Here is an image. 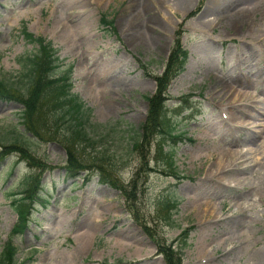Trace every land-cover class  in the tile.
Masks as SVG:
<instances>
[{
    "label": "rangeland",
    "instance_id": "rangeland-1",
    "mask_svg": "<svg viewBox=\"0 0 264 264\" xmlns=\"http://www.w3.org/2000/svg\"><path fill=\"white\" fill-rule=\"evenodd\" d=\"M177 1L0 0V77L22 79L24 58L38 48L21 37L23 24L51 41L63 70L73 67V93L90 109L86 129L97 144L83 146L85 159L109 156L108 172L120 186L142 166L132 145L147 117L146 97L156 91L146 73L163 74L178 31L189 53L185 72L168 92L170 118L179 121L181 134L176 144L166 138L177 177L155 161L152 144L154 170L139 176L129 207L121 190L102 183L97 167L69 179L63 145L29 138L46 169L17 153L0 159V253L18 221L13 195L22 196L29 176H42L50 204L32 211L24 234L14 238L20 261L165 264L156 242L180 249L182 231H188L183 264H264V0H179L183 7ZM104 15L113 28L101 24ZM102 68L107 75L99 83ZM90 84L109 96L101 99ZM21 112L16 102H0L1 143H12L23 130ZM230 153L237 161L228 169L240 170L246 181L222 187L206 171L217 161L227 166ZM168 203L177 204L172 225L165 220ZM197 205L203 206L199 215ZM208 211L216 218H204Z\"/></svg>",
    "mask_w": 264,
    "mask_h": 264
},
{
    "label": "trees",
    "instance_id": "trees-1",
    "mask_svg": "<svg viewBox=\"0 0 264 264\" xmlns=\"http://www.w3.org/2000/svg\"><path fill=\"white\" fill-rule=\"evenodd\" d=\"M102 22L107 24L105 18ZM181 32H177L178 39L164 73L155 77L157 91L148 98V116L140 128L141 134L138 135L134 145L135 151L145 152L146 148L149 150L156 140V160H160L165 167L164 170L172 174L176 171L175 154L173 151H166L163 143L167 137L170 140L177 138L176 128L168 114L167 103L169 86L185 71L188 60V52L181 43ZM21 33L26 41L38 45L39 48L36 53L24 58L23 68L26 71L22 79L0 77V101H14L22 105V126L27 135L19 131L12 143L0 142V146L4 149L3 157L19 153L31 166L44 170L45 167H42L41 162L39 165V161L33 156L27 139L32 137L40 141H57L63 145L68 155L67 171L71 178H77L86 171L89 168L88 163L97 166L101 170L103 182L121 190L131 207L136 199L138 181L134 180L128 187L129 190L120 186L108 174V169H113L109 156L103 155L97 160L92 158V162H87L82 152L83 146L94 147L97 143L86 129V124H89L91 118L90 110L86 109L85 104L72 92V67L61 73L63 61L60 59L59 50L51 42L30 34L25 26ZM142 156L143 166L151 170L148 168L149 161L146 154L143 153ZM41 191L40 176H30L26 179L23 196L12 202V207L18 214V223L12 237L24 233L30 221L31 211L47 206L48 200ZM174 207V204H167L165 207L168 211L165 220L169 225L173 223L171 209ZM148 233L151 235L150 232ZM180 238L183 241L180 249H175L173 244L157 241L158 254L163 256L165 264H183L182 249L187 245L188 232L183 231ZM19 252V247L11 238L0 254V264H26V262L19 263L17 258Z\"/></svg>",
    "mask_w": 264,
    "mask_h": 264
},
{
    "label": "bare ground",
    "instance_id": "bare-ground-1",
    "mask_svg": "<svg viewBox=\"0 0 264 264\" xmlns=\"http://www.w3.org/2000/svg\"><path fill=\"white\" fill-rule=\"evenodd\" d=\"M99 2H101V0H98ZM215 3H220V0H214ZM177 4L180 7H183V3L182 1H177ZM212 13V12H211ZM107 75V71L105 68H102L99 70V73L96 75L97 81L99 83L104 81V77ZM90 91L95 92L100 94L101 99L104 97L106 98L107 96H109V92H106V90L102 89V90H98L96 91V89L94 87H91L90 84V88L87 87ZM247 93V92H246ZM108 102H111V99H107ZM244 116L246 117H254V114H252L251 112H247ZM254 137H249L247 139V142L251 143L253 141ZM237 152H234V154ZM237 161V156L233 155L231 156V153L228 155L227 157V166H225V164H223V162H219L211 165L208 170L206 171V176H210L212 178L213 181H215L216 183H218V185L225 187V184H227V182L230 183H235L236 186L238 185H243L246 181V177L243 174V172H240V170L236 171L234 169H228L231 166H233L235 164V162ZM236 166H238V162L236 163ZM201 207H203L202 205H197V212L196 214L199 215L200 214V209ZM215 210V209H214ZM216 214V213H215ZM217 215V214H216ZM204 218H207L208 220H213L216 217H213V213L211 212H206L204 215ZM81 236V235H80ZM214 251V250H213ZM208 253V252H207ZM209 254V253H208ZM213 252H211L209 254L210 257H212ZM260 261L264 260L263 256H259ZM204 261V260H203ZM63 264H66L65 261L63 262Z\"/></svg>",
    "mask_w": 264,
    "mask_h": 264
}]
</instances>
